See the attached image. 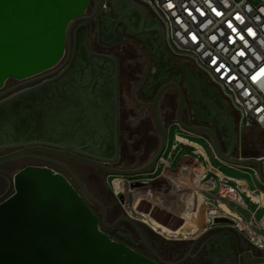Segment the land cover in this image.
Masks as SVG:
<instances>
[{
  "label": "flooded vegetation",
  "instance_id": "1",
  "mask_svg": "<svg viewBox=\"0 0 264 264\" xmlns=\"http://www.w3.org/2000/svg\"><path fill=\"white\" fill-rule=\"evenodd\" d=\"M94 3L95 0H89L85 15L92 14ZM104 5L107 10L102 9ZM173 49L176 47L163 18L151 7L138 0H102L91 18L72 24L70 52L66 46L62 58L47 71L46 77L26 84H22L24 80L9 78L0 86V146H5L0 148V156L20 153L19 157L1 164L0 170L13 176L25 167H44L64 175L76 187L73 176L65 168L68 167L87 192L100 202L101 205L82 195L95 214L100 230L111 240L130 246L159 264H198L201 252L208 249L211 251L206 257L214 262L215 258L230 254L225 248L218 253L212 246L228 243L227 237L221 240L212 234L199 244L200 240H196L191 244L181 243H185L181 249L170 247L158 233L150 230L148 223L128 214L120 200L106 194L103 180L110 173L72 155L92 159L90 156L63 148H57L60 154L38 149L55 148L42 142L74 145L80 151L107 158L115 157L117 150L114 162L103 163L106 167H140L152 158L160 144L151 103L163 85L176 82L183 96L182 120L188 125L214 126L223 151L230 147V129L225 119L229 120L235 132L234 154L237 133L232 119L238 114L233 108L232 112L230 104L226 105L228 98L224 92L227 90L211 84L193 69L196 66L191 59ZM116 67L117 148L114 140ZM183 67L189 78L180 71ZM210 90L217 94L212 100L214 107L204 97ZM178 98L173 86L160 93L157 108L165 128L167 119L173 118L169 122H176ZM35 114L38 118H31ZM154 166L145 173L154 175ZM260 171L264 177V165H260ZM150 180V177L133 178L128 185L130 188L133 183L135 192L140 188L136 182H148V186L142 187L147 188ZM7 188V179L0 175V196Z\"/></svg>",
  "mask_w": 264,
  "mask_h": 264
},
{
  "label": "water",
  "instance_id": "2",
  "mask_svg": "<svg viewBox=\"0 0 264 264\" xmlns=\"http://www.w3.org/2000/svg\"><path fill=\"white\" fill-rule=\"evenodd\" d=\"M101 1L95 0L91 15L80 14L67 25L63 43L64 50L57 62L62 58L66 46L68 53L70 52L72 24L77 20L91 18L96 13ZM26 37L28 36L13 33L9 28L8 30L0 29V38L4 41L20 43V41H28L25 40ZM24 45L22 44V47ZM51 68L44 67L36 69L28 75L17 76L18 73L25 71L23 62H19V65H11L0 57V86L9 78L24 80L22 84L44 78L49 74L47 71ZM168 86H173L179 96L176 123L187 131L206 134L214 151L222 160L235 165L250 163L255 165L258 178L264 180L260 171L262 159H236L233 156L236 140L233 126L229 120L225 119L230 129V147L227 151L220 148L218 136L210 127L201 124L188 125L182 120L183 96L176 82L163 85L151 103L153 119L160 134V144L152 158L140 167L132 169L106 167L103 163L114 162L117 150L115 157L107 158L80 151L74 145L42 142V144L55 148L38 149L44 153L52 154H60L57 148L82 153L92 159L72 156L114 175H134L145 172L154 166L166 145V128L160 120L157 102L162 90ZM117 104L116 67L114 74V140L116 148L118 146ZM222 118L224 119L223 116ZM2 147L5 146H0V148ZM19 156V152L2 155L0 156V165ZM65 168L73 176L76 187L64 175L53 173L44 167H25L13 176L0 170V175L8 181L7 190L0 196V264H159L134 252L129 247L111 240L100 230L95 214L82 195L99 205H101L100 202L87 192L79 178L68 167ZM133 185V183L130 184L131 189H133ZM135 185L142 188L148 186V182L139 181ZM126 219L135 225L131 219ZM236 226L247 232L241 224H236ZM142 239L145 241L143 236Z\"/></svg>",
  "mask_w": 264,
  "mask_h": 264
},
{
  "label": "built area",
  "instance_id": "3",
  "mask_svg": "<svg viewBox=\"0 0 264 264\" xmlns=\"http://www.w3.org/2000/svg\"><path fill=\"white\" fill-rule=\"evenodd\" d=\"M138 1L163 18L173 51L191 59L211 84L227 90L238 126L253 125L264 135V0ZM263 158L257 159L264 162ZM257 180L264 184L258 176ZM209 183L213 186L214 181ZM237 183L213 198L233 216L234 224L247 230L236 226L247 242L238 256L255 258L264 254V215H258L264 208V190ZM216 217L224 216L217 213L212 218Z\"/></svg>",
  "mask_w": 264,
  "mask_h": 264
},
{
  "label": "rangeland",
  "instance_id": "4",
  "mask_svg": "<svg viewBox=\"0 0 264 264\" xmlns=\"http://www.w3.org/2000/svg\"><path fill=\"white\" fill-rule=\"evenodd\" d=\"M105 5L102 9L107 10ZM118 29L120 31L123 30L122 26H119ZM187 69L191 70L192 67H188ZM193 69L198 73L200 72L196 67ZM180 71H182L185 77L189 78V73L184 67ZM216 96V92L210 90L209 94L204 97L206 101L214 107L215 103L212 100L216 99ZM229 104L230 103L227 101L226 105L228 106ZM230 108L232 109L231 106ZM233 111L234 110L232 109V112ZM31 118L37 119L38 116L35 114L31 116ZM170 120H173V118L167 119L166 122V132H168V134L166 145L160 159L166 155H172L174 158L176 157L174 166L170 170L171 174L177 176L181 175L182 172H185L188 174V180L192 179L196 181H192L193 183L190 181L187 187V190L189 191L192 188H198V198L196 197L193 202H190L189 205L183 209V212L188 214V216H182V213H179L174 207L164 208V205L160 204V196L163 195V190L160 189L159 186L161 184L166 185V182L164 179L160 181L155 179L160 171L161 163L159 161L153 168L155 172L154 175H149L145 172L134 175L108 174L104 176L103 189L109 196L114 197L116 200H120L122 209L128 214L151 224L153 228L149 227L150 230L158 233L170 247L177 248L183 242L194 240L195 238H193V233H191V231L194 228L201 230L202 227L208 226H211V228L208 230L205 228V231H214L213 234L215 236H220L222 238L221 240H223L224 237H227L233 241L232 238H234L235 243L232 242L230 244L231 246H229V244L226 245L230 254H226L222 258L217 257L214 262H210L211 260H208L206 257L211 251L208 249L206 252H204V250L201 252V257L198 260V264H231L230 261L236 259V252L239 250V244L237 245V242L240 241V237L243 239V236L239 233L236 224L233 223L235 220L232 221V219H226L229 217L233 218V216L221 210L218 198H213L214 195L212 194L214 193L209 181L215 182L216 180L222 179V177L217 176L216 171H214L212 167L216 166L219 169H224L229 175H234L233 177L245 176V178H247L246 180L251 185L255 180L256 183L254 182V185L251 186L252 188L254 187L253 189L259 188L264 190V184H260L257 180V171L255 167L248 165H235L222 160L214 151L208 138L199 133L187 131L176 122L170 123ZM232 123L235 126L237 133V148L233 154L234 157L236 159L258 158L259 156L264 155V135L253 125L248 124V127L238 126L239 117L237 115H234ZM210 128L215 131L214 126H211ZM196 164L199 165V168H192V166H195ZM261 165H264V162H261ZM140 177H150V186L147 188L136 189L134 192V190L129 188L128 181ZM114 183H117L118 188ZM220 187L222 188L220 193H225V189L227 190V188L222 182L220 183ZM174 192L172 191V194ZM204 193L210 194L208 195V198L203 197ZM188 194L191 196L190 193ZM219 199L221 202L224 201L223 198ZM217 213L220 218L221 216H224L223 219L217 220V217L212 218L213 215H217ZM199 243H201V240L198 244ZM215 245L216 244L212 246L215 247V250L218 253L223 252V244ZM220 246H222V248ZM131 249L136 252L133 248ZM194 263L196 264V262Z\"/></svg>",
  "mask_w": 264,
  "mask_h": 264
},
{
  "label": "bare ground",
  "instance_id": "5",
  "mask_svg": "<svg viewBox=\"0 0 264 264\" xmlns=\"http://www.w3.org/2000/svg\"><path fill=\"white\" fill-rule=\"evenodd\" d=\"M88 3L89 0H0V29L28 36V41L20 43L0 38V57L11 65L23 62L25 71L17 76L51 68L64 50L67 25L86 12ZM187 176L182 172L180 179L189 184ZM114 185L118 188L117 183Z\"/></svg>",
  "mask_w": 264,
  "mask_h": 264
},
{
  "label": "crops",
  "instance_id": "6",
  "mask_svg": "<svg viewBox=\"0 0 264 264\" xmlns=\"http://www.w3.org/2000/svg\"><path fill=\"white\" fill-rule=\"evenodd\" d=\"M173 156L171 155H166L164 156L163 158H161L159 160V162L161 163L160 164V171L158 172V174L156 175V178L155 179H158L157 181H160L162 179H164V181L166 182L165 184L166 185H160V189H162L163 191V195L165 196H160V204H163L164 205V208H171V207H174L175 210H178L179 213H182V216H188V214H186L185 212H183V209L185 207H187L189 205L190 202H193L195 200V198L198 194V188L195 189V188H192L190 191L187 190L188 188V184L185 182V180H181L179 179L180 178V175H172L171 174V168L174 166V163H175V159L176 157L172 158ZM195 168H199V165L196 164L195 165ZM214 169V171H216V175L219 176V177H222V179L220 180H216L214 183H213V186H212V191L214 194L212 195H215L216 193H220L222 191V188L220 187V183L222 182V184H224V186L226 188L230 187L231 185H234V184H237V181H244L248 184V186L252 189L251 186L254 185V182L255 180L253 181L252 185L246 180L247 178H245V176H239V177H233L234 175H229L227 171H225L224 169H219L218 167H212ZM258 176V175H257ZM256 176V178H257ZM237 180V181H236ZM191 183H193L192 181H195V180H190ZM196 182V181H195ZM199 182V180H198ZM256 183V182H255ZM165 186V187H164ZM164 187V189H163ZM254 188V187H253ZM172 191H176L172 194ZM226 191V189H225ZM176 193V195H175ZM191 194V196H194V197H191L189 196V194ZM204 195H210V194H207V193H204ZM264 215V208L258 210V215ZM149 224V223H148ZM151 226V224H149ZM152 227V226H151ZM210 229L211 226H208V227H202L201 230H198L196 228H194L191 233H193V238L197 239L198 237H200L201 235H203L206 231V229ZM215 237V236H214ZM225 239V238H224ZM229 242L226 243L223 247L227 250V244H229V246H231L230 244L233 242L235 243V239L232 238L233 241H231L230 238H228ZM220 242V240H219ZM239 244V250L238 252H236V259L235 260H232L230 261L231 264H264V254L262 255H258L257 257L255 258H251V257H248V256H238L240 250L242 248H240V245L241 244H244L246 245L247 242L245 241V239H242L240 237V241L237 242V245ZM218 245V243L216 244ZM215 245V246H216ZM222 248V246H220ZM215 248V247H214ZM228 251V250H227ZM230 252V251H228ZM241 259V260H239Z\"/></svg>",
  "mask_w": 264,
  "mask_h": 264
},
{
  "label": "trees",
  "instance_id": "7",
  "mask_svg": "<svg viewBox=\"0 0 264 264\" xmlns=\"http://www.w3.org/2000/svg\"><path fill=\"white\" fill-rule=\"evenodd\" d=\"M199 134H201V135H203V136H205L206 138H208L209 139V137L206 135V134H204V133H199ZM244 165H248V166H253V167H255V165H253V164H244ZM213 232L214 231H208V232H205L203 235H201L200 237H198L197 239H194V240H191V241H189L190 243L189 244H191V243H193V242H196V240H201V239H203V238H205V237H209V236H211L212 234H213ZM188 243V242H187ZM185 244V243H184ZM181 245V246H179V247H177V249H181V248H184L185 247V245ZM243 247H245V245L244 244H241L240 245V248H243Z\"/></svg>",
  "mask_w": 264,
  "mask_h": 264
}]
</instances>
